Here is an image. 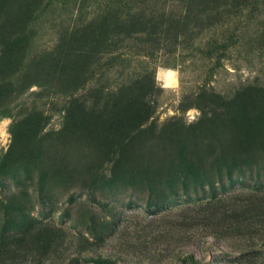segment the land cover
<instances>
[{
	"label": "rangeland",
	"instance_id": "374dc122",
	"mask_svg": "<svg viewBox=\"0 0 264 264\" xmlns=\"http://www.w3.org/2000/svg\"><path fill=\"white\" fill-rule=\"evenodd\" d=\"M0 264H264V0H0Z\"/></svg>",
	"mask_w": 264,
	"mask_h": 264
},
{
	"label": "bare ground",
	"instance_id": "6f19581e",
	"mask_svg": "<svg viewBox=\"0 0 264 264\" xmlns=\"http://www.w3.org/2000/svg\"><path fill=\"white\" fill-rule=\"evenodd\" d=\"M163 81H164V85L169 86L170 82H171V74L169 72H165L163 74Z\"/></svg>",
	"mask_w": 264,
	"mask_h": 264
}]
</instances>
